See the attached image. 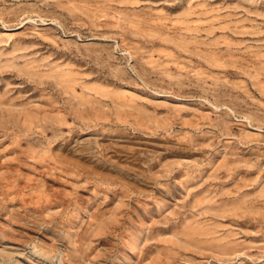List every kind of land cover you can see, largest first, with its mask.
<instances>
[{"label": "rangeland", "instance_id": "obj_1", "mask_svg": "<svg viewBox=\"0 0 264 264\" xmlns=\"http://www.w3.org/2000/svg\"><path fill=\"white\" fill-rule=\"evenodd\" d=\"M0 264H264V0H0Z\"/></svg>", "mask_w": 264, "mask_h": 264}]
</instances>
